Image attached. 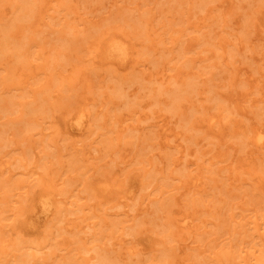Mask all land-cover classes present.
<instances>
[{
    "label": "rangeland",
    "instance_id": "obj_1",
    "mask_svg": "<svg viewBox=\"0 0 264 264\" xmlns=\"http://www.w3.org/2000/svg\"><path fill=\"white\" fill-rule=\"evenodd\" d=\"M14 1H16L17 4H23L24 3L23 0L22 1H20V0H1L0 1V5H1L0 10H2L4 8L3 4L7 3V5H8V6L6 5L7 10L5 11V13H8L7 19L8 18L9 19L8 20L5 19L6 20L5 22L8 26L12 22L10 19H12L14 16H16L15 18L18 17L17 18L18 20L20 19L19 21L17 20L18 25L16 24L13 27L11 26L12 27L11 30H10V27L6 26L9 28V29L7 28L6 31L7 32L10 31V33H12L16 30H20V31L22 30L23 33L25 32V37H24L25 39L22 38L24 35L23 34L22 36L20 35V37H19L20 39L18 38L16 41H18V40L22 41L23 39L26 41V40H28L27 39L28 35L29 36L31 35L32 38H35L34 42L37 41L36 43H39L40 45L37 47H34V48L32 47L28 51H25L26 53L24 52L25 54L23 53L21 55V57H18L17 53H19L20 51L16 50L15 48H13L14 50L9 49V50H5V51H1V53H0V93H1L0 95L2 96L1 97L2 100L4 98H6L3 100L4 102L2 104L5 105L4 103H6L7 105H10L9 106L10 112H6V109L3 107H1V109H0V128L9 129V131L6 133V137H5L7 139L0 142L3 144L4 142L7 141L6 142L7 144L4 143V145H2L3 147L0 146V264H15V263H18L17 262L18 259L23 260V261L31 260L29 264H41V263H44V264L45 263L46 264H105L104 260L99 259L100 253L101 254H108L109 253L110 255L114 254L115 256L126 254V255H124V257L122 255V257H123L125 262H130L131 260H130V258H127V255H128V252L131 253V248L133 246L136 247L137 249L142 248L143 250H147V249L150 250L151 248L155 247V251H154L155 254H159L161 252L160 249L165 248V247L171 248L170 251L168 250V252H172V253L175 252V254L176 253L180 254V252H181V254H185V252L186 253L187 252L193 253L194 251H196L195 249H192L193 247L197 248V250L203 251V253H202L203 257L200 260L199 259L197 260L196 257L193 258V256H192L188 260L189 264H191V263L192 264H254L255 262H259L263 256L262 250L264 248V244H263L264 239H262L263 237H258L257 229L264 222V189L260 191L258 188H256L257 185H256L254 180H257L258 176L263 177L262 175H264L263 173H262V175L260 174L262 172V169L264 172V149H261L260 150L261 152L258 151V153L256 155H253L252 160H255V161H252L250 159L251 157L246 153L247 148L249 146L246 144H244V145H246V147L244 145H242V146L240 145V144L244 143V141L241 142V140H242L241 138H238V137H240V135H238V133L242 129L240 127H239L240 129L236 128V127H237L238 123L239 124L244 123L243 124L244 126L249 127L250 124L258 123L261 121L264 122V103L261 102L259 104L258 101L255 102L254 105H249L247 103V104H245V107L240 106V109H241L240 114H234V115L229 114V116L227 117L228 119H226L227 122L225 121L224 126L218 127L219 129H222V130L225 129V131H224L225 134H223L224 137L222 136L221 138H215L213 136H205L206 135L205 132L208 131V127L203 128L204 130H202V131H204V132L200 131L198 133H197L198 127L196 129L195 128L192 129L190 127H191V124L192 125L194 123L196 124V121H197L196 126H198L199 122L201 121L199 119L203 118L204 113H205V111H204L205 108H202L201 106H205V104H207L205 100L209 99V97L212 95V93H211L212 91H210V90H212V88L213 89L216 88V90H217L218 86L215 84H224L225 82H228V79H227V81H224V80H226V77L228 78L229 76H231L230 74H250V75L256 76L257 79L258 78L261 79V75L264 74V63H263L264 62V40L263 39L259 40L256 38L258 33L262 34V36L264 37V20L262 17L261 18L259 17L257 21H253V20L249 21L248 16H247V14H249V13L250 14L254 13V16H256V15L258 16L259 14L262 15V13H264V7H263L264 0H240V1L235 0L237 2V5L235 6L236 9L232 8V9H229V11H228V12H231L233 10L232 12L236 13V11H237V13L242 14L243 18L242 17L238 18V21L240 20L239 21L240 23L238 22V24L239 25L242 24V26H244L243 31L245 34L244 33H242V34L238 33L236 36H234V37H239L240 39L242 38L241 39L242 42L239 43L240 39H238L237 40L238 42H237L235 39H233L234 37H232V41L234 43H236L238 49L240 47L239 50H241V47L243 48L247 45L245 43L247 36H248V38L250 37L252 39V42L250 45H253L255 47V50L251 51L249 54L253 55V53L254 54L258 53L257 55H258V57H260V59L258 57L256 58V59H258V62H255V63L249 62L250 60H244V58H242L241 55L240 56L237 54L232 55V52L226 54V56L224 55L225 56L224 57L221 55V52H222L221 50H219V52H217L218 49L215 47V45L207 44L206 47L207 48L209 47V49H207L204 45L203 46L200 45L199 47L194 46V43H196V42L194 41V39L192 40L190 38L196 36V34H198V32H196V31L191 32L190 30H185V29H187L186 28L187 25L186 24H179V22L181 21L180 18L182 17V14L180 13L179 10L181 8L184 9V7H186L188 5L182 6V7H180V6L176 7L178 9V11H176V13H177L176 15H173V14L170 15V13L167 12L166 14H164L165 16H163V15H161V12L159 9L161 7L164 8L163 7L164 5H165V7H167L168 5H166L164 3H166L168 0H158V1L157 0H152V1L151 0H125V1L124 0H53V1L51 0L50 1L49 0L48 2L46 0V1H43L42 5L40 4V6L45 5V7H47V9H45L44 6H43V8L38 6V4L41 2H37L36 5L32 4L33 7L35 5L36 8H38V9L40 8L39 11L36 12V14L40 13L41 16L43 14V18H44L41 20L40 23H36L35 19L36 18L39 19L38 17H36V18L35 17L34 18H23V15L25 14L26 9H19L15 15L12 14L11 12L14 9L9 8V7H11L10 5ZM141 1H142V3H141ZM171 1H169L167 3L169 4ZM44 2H46V3H44ZM259 2H260V4H258ZM61 3H64V4L62 5ZM157 3H159V4H157ZM46 4L50 5L52 8L49 10L48 9L49 6H47ZM73 4H75L74 5L75 8H74ZM112 4H113V6H112ZM228 4H229V2H226V5H228ZM139 5H143V7L145 9L141 6L139 7ZM156 5H159V6H156ZM170 5H171V3H170ZM119 7H120V9H119ZM126 7L133 8L134 11H132L131 13H127V12H129V9H127ZM147 7H148V9H147ZM194 7H195V9H194L195 13H192V15L193 14L194 15L190 16L191 17L190 22L193 23V22H200V21L204 20L203 17L206 14V11L200 10L197 6H194ZM208 7L211 8L212 6L209 5ZM141 8H143V10ZM176 8H175V10H177ZM188 8H189V6H188ZM258 9L259 10L263 9L262 13L261 12H259V14H258V12L255 13V11H258ZM56 10H59V12ZM121 10H122V12H121ZM146 10H149L151 12V15L150 14L146 15L148 13L145 12L146 14H145V16H143L144 11H146ZM223 10L224 9L222 8V12H223ZM21 11H23V13ZM110 11H113V12L111 13ZM117 11H120L119 14L116 13ZM209 11H211V13L214 14L212 16H215V17H211L210 18L211 20L213 18H215V20L217 18H219L218 17L219 12H217V10L216 11L213 10L214 11L213 12L212 9H210ZM226 11L227 10L225 7V10L223 12V13H225V15H227ZM20 12H21V14H20ZM47 12H49L48 13L49 16L46 15ZM115 13L117 15H121L122 18L118 19L117 15ZM135 13L136 14L138 13L137 14L138 16L135 15ZM211 13L209 14L210 16H211ZM131 14L134 15L135 18H133V16ZM59 15H61V16H59ZM127 15H128V17H130V19L127 17ZM50 16H54V17L58 16L59 18L60 17L61 18H60V20H58V17H57V19H56L57 21L55 20V25H54V22L52 23V20H50ZM123 16L126 19H123ZM172 16L174 19H172ZM21 17H22V19H21ZM78 17L81 20H79ZM136 17L139 18L140 21ZM140 17L141 18L143 17L142 20L150 17L149 20H151V21L147 22L145 25H143V23H140L142 21L140 19ZM169 19H171V20H169ZM43 20L50 23L52 26L50 27L49 25H46V23L43 22ZM136 20H137L138 24H136L137 23ZM58 21H60V24L57 25L56 22H58ZM126 21L129 22V24H127ZM130 21H131V23H130ZM169 21L173 22V24H171ZM175 21H178V23H175ZM227 21H228V23L232 22V20L229 19V17L225 18V16H224V17H222V21H220V23L226 24ZM13 22H16V21H13ZM218 22H219V20H218ZM253 22H256L258 27H260V30H258L259 28ZM33 23H35L34 26L32 25ZM69 23L71 25L74 24L73 26H75L74 27L75 29H71L70 34L64 33L65 31H67V28H68L64 24L68 25ZM132 23L134 25L135 24L136 25L135 26L131 25ZM164 23H165V25H164ZM216 24L218 25V23H216V22L213 25V27L215 29L214 33L215 32L216 33L221 32V29L223 30V28H222L223 26L222 25L217 26ZM31 25L33 27H31ZM36 25H37V27H36ZM149 25H150V27H149ZM246 26H248V27H246ZM6 27H5V29H6ZM58 27H60V29ZM147 27H148L149 31H148ZM53 28H55V29L57 28V30H55ZM82 28H84V29H82ZM151 28L153 29L152 30L153 33H151L152 32ZM155 28H156V30H155ZM170 29H172V30H170ZM175 29H176V31L177 30H183L182 33L184 32L183 37H181L182 38L181 41L179 40L180 46H177L178 43H174L175 39L177 40V38H178V37L175 38L176 37L175 35H177L175 33ZM248 29H249V32H248ZM228 30H229V28H228ZM230 30H231V28H230ZM173 31H174V33H173ZM204 31H205V29H204ZM261 31H262V33H261ZM36 32H38V33H36ZM147 32H150L151 36L149 35V38L147 36V38L145 39V35ZM63 33L65 34V37L63 36V39L61 38L58 40L57 37L58 36L62 37V35H64ZM112 33L114 35H117L120 33H121L120 35H122V33H123L126 37L128 36V38L132 42L135 43L134 46L137 47V51L131 55V57L128 59V61L122 62L121 60H117V61L108 60L104 56L105 54L102 51V49H103L102 47H103L104 43L106 42V38H107L106 36H108L109 34L112 35ZM182 33H179L178 36ZM0 34H3V33H0ZM57 34H59V35H57ZM154 34L156 36L158 34V36L156 37V36H154ZM171 35H174V37L171 38L170 37ZM2 36L0 35L1 41H3V39H4ZM82 36H84V37H82ZM102 36H104L105 39ZM230 37L231 36H229V38ZM42 39H44V40H42ZM45 39H46V41H45ZM154 39L156 40V42L158 40L160 41V39L161 40L166 39V40L165 41L163 40L164 43H161L159 45L157 51L156 50L151 51L150 53L149 52L148 53L142 52L143 51L142 45L150 44L153 42ZM172 39H174V40H172ZM253 39H256V40H253ZM66 40L69 41L68 43H66L67 45H64V47L61 46V43L63 41H66ZM150 40H151V42H150ZM163 41H161V42H163ZM46 42H47V45H46ZM238 43H239V45H238ZM163 44L166 47H169V49L175 48V46H176V48L173 50L171 49V51L168 50V48H167V50L166 49L162 50V49H160V47L163 46ZM187 44H190L191 47L190 46L186 47ZM173 45H174V47H173ZM66 46H67V48H66ZM141 46H142V48H141ZM0 47H1V45H0ZM53 47L59 48V49L57 48L58 49V50H56L57 52L53 49L56 53L53 50H51ZM185 48H187L188 50L190 49V52H188L187 54H182L184 51H186ZM32 49H33V51H32ZM210 49H212V50H210ZM0 50H4V49H0ZM243 50H244V48H243ZM167 51H168V53H167ZM33 52H35V53H33ZM58 52H59V54H58ZM212 52H216L217 54L216 53L212 54ZM60 53L65 54V55L63 56ZM141 53H144V54H141ZM199 53H200V55L198 56ZM190 56H193V57L191 58ZM206 56L209 59H206L207 58ZM219 56H221V57H219ZM158 57H160V58H158ZM215 57H216V59H215ZM247 59H248V57H247ZM56 64H57V66H56ZM155 70H157V71H155ZM55 74L56 75L61 74V76H63V74H64L67 77L66 78L67 83L65 82V86H63V85L61 86V84H60V86H58L59 84L54 85L53 86L54 88L53 87L50 88V90H49L50 93L48 91H46V93L43 94L44 96L49 98V102H46L45 107H43L44 110L40 114L32 113L31 111H29L28 114L21 116L22 113L20 110L23 109L22 105H19L17 107V108H19V110L14 112V109L16 108V106L11 105L10 101H8V103H7V99L9 100L11 98L14 99V101L20 102V103L28 102L27 100L31 101L32 99L35 98V96L37 98H39L38 93H36L35 95L30 93L29 96H27V97H26V95L24 96V94L26 93V91H29V90L34 89V91H36V89H39V88L43 89L44 86H46L44 83L45 78L53 75L52 76V79H53L56 76ZM172 74H174V75H172ZM178 74H179V76H178ZM180 74H181V76H180ZM194 74H197V75L200 74V77H202V78H200V77L199 78L201 80L204 77L209 78L207 76L210 75L211 79H209V80L212 84L209 82L210 83L209 85L205 83V87L202 86L204 84H202V81L198 77H196V78L199 79L200 81L196 80ZM163 75H165V78ZM212 75H214V76H212ZM61 76H60V78H61ZM72 76L74 77V80L78 81L80 79V81H81V82L78 81L79 83L75 81L74 83L75 84L77 83L76 85L73 83V81L71 82L75 85V87L77 86V88H75L71 83H70V85L68 83L73 79V78H71ZM116 76H118V77H116ZM137 76L139 78H137ZM157 76H158V78H157ZM190 76L194 77V79L192 80V78H190ZM75 77H76V79H75ZM84 77H86V79H88V77H89V81L86 82V79ZM113 77H114V79H113ZM126 77H127V79L130 77L129 80H127V82H133L132 87L129 88L130 91H135V90L136 91H138V90L142 91V92L139 91L137 93V95L134 96V99H131V101L129 103H127V106H132L134 104V106H135L134 108L143 109L142 107H140L137 104V103H139L137 101L138 100L142 101L143 99H144V101H145V99L147 101L148 97L150 98L151 94L154 96V94L156 95V93H157V95H156L157 98L151 97L148 101H153V102L159 103V100H160V104H161L163 102V99L164 100H167V99L171 100V97H173L175 95L172 94L171 97H169L168 95H166L164 93L162 94L160 91L165 90L166 86L162 85L161 82L167 81L166 85L168 84V88L173 89V87H174V85H173L174 81L173 80L175 79V77L176 78L181 77L180 79L185 78V79H183V83L178 88V91L181 90L180 92H182L181 98H179L175 102V103H178V101L180 100L182 103L179 102L180 106H176L177 108H175V109L173 107H168L169 109L166 107L162 110H159V106H161V105L164 106L163 103L161 105H157V106L153 105L150 109L144 108L145 109L144 111L149 112V114L153 118L151 117L146 122H141L140 123L141 126L139 125V127L141 129L140 131L131 132L128 129V124H131L133 126L138 125V122L135 121L134 119H130L126 123H123V120H124V117H122L123 113L126 109H128V108H125L124 105H122L120 108H114V109H112V111L109 110V112L107 113L108 116L106 118L102 116L101 119L98 120L96 123H99V125H101V126H103V125L105 126L104 123H106L107 127L105 126V128H102L101 126H98L97 132L94 133L93 136L88 138V139H86V137H84L82 135V132L79 134V132L76 131L75 135H70L71 130H69V129L67 130L66 128L63 129V127H65V125H64L65 122L63 121L64 115L69 114V112L71 113L73 108L74 109L72 112L76 111L77 108L80 107L84 103V100H87L86 99L87 96L89 97L88 98L89 101L91 99L90 102L97 101L99 104H102L101 106L103 108L101 106H96V107H94L95 109L93 108L95 111H96V108H97V111L103 109V111H105V113H106L108 106H106V105L103 106L104 102L108 98L115 96V95H112L111 89L109 88V86L110 85L111 86L116 85L114 81L122 82ZM245 78L246 77L241 76V78L238 81L244 80ZM68 79H70V80L68 81ZM147 79L148 80L150 79V80L148 81ZM159 79H161V81ZM189 79H191L193 81L192 85H189L190 83L186 82V81L190 82L191 80H189ZM260 79H258V80H260ZM61 80H62V78H61ZM162 80H164V81H162ZM203 80L207 81V79H205V78ZM46 81H47V78H46ZM82 81H85V82H82ZM137 81L138 82L140 81V82L138 83ZM208 81H207V83H208ZM241 82L242 81H240L238 83V85ZM82 84H83V86H82ZM87 84L92 85L89 90H86V88H85V86ZM102 85H103V87H102ZM107 85H109V86L107 87ZM210 85L211 86L213 85V86L211 87ZM225 85L229 86L226 83H225ZM238 85L236 87L237 89H235V88L231 89L230 87H227V86L225 88L221 87L219 89L221 91L225 90L224 92H226V93L237 94V96L234 95L233 97H235V96L240 97L239 95L242 96L240 91H242L245 88H242V86H241V85H243V83H241V85H240L241 87H239ZM70 86L77 89V91H74L75 89L72 90L70 88ZM257 86H259V84H257ZM5 87H7V89L10 87V88H13L14 90L13 89H9L11 91H9L7 89L3 90V88H5ZM15 87H16V90H15ZM151 87H152V89H151ZM184 87H186L185 88L186 90L184 89ZM198 87L201 89V90H199L200 93L198 92ZM209 87H210V89H208ZM192 88L194 91L192 90ZM155 89L158 91H154ZM203 89H204V91H203ZM5 90H7L6 93H8V92L9 93L8 94L4 93L3 91H5ZM104 90H106L107 92ZM150 90L151 91L153 90V91L151 92ZM190 90H192L193 92H191ZM206 90H208V91H206ZM103 92L106 94H102ZM237 92H239L240 94H238ZM139 93H140V95H139ZM143 93L144 94L146 93L144 98H143V96H144ZM185 93H186V95L184 96L183 94H185ZM210 93H211V95H210ZM147 94H148V96H147ZM195 96H196V98H195ZM188 97L190 99L189 101H188ZM158 98H160V99L157 101ZM125 99H127V98L126 97H116V100L122 104L125 101ZM154 99H156V100H154ZM256 99H259V97H256ZM203 100L205 101V103ZM214 101L216 103L222 102V100H219V99L217 101L216 100H214ZM214 101L209 99L208 105L211 106L214 103ZM187 102H189V105H188L189 108L187 107V104H188ZM191 103H194V105ZM200 103H202L201 106H200ZM216 103H214V105ZM130 104H132V105H130ZM190 104L193 106L196 105L197 108L199 107V109H197L196 106L195 107L190 106ZM224 104L227 105L226 103H224ZM256 104H257V106H256ZM35 105L36 104H33V106H35ZM109 105L112 106L113 105L112 102H111V104L109 103ZM220 105H218V106H220ZM24 108H26V107H24ZM176 109H178L179 111ZM195 109H197L198 111H195L194 117H189L192 119V120H190V123H187L186 125L183 124V126H184L183 128H182V125L179 127V125L182 123V122L180 123V121H184V123H185V121L187 120L186 118L183 119V117L186 115L185 117L188 118V116H190L191 111H194ZM201 109H203V110L201 111ZM216 109L217 108H214V110L212 109L211 111L215 112V111H217ZM25 110L27 111V109H25ZM156 110H158V111H156ZM248 110H251V111H248ZM180 111H182L183 113H179ZM176 112H178V113H176ZM201 112L202 113L204 112V113L202 114ZM259 112H261V113H259ZM117 113L119 115L121 114V117L119 115H117ZM140 114H141V112H138L135 116L139 117ZM152 114L155 116H153ZM161 114H164V120L163 121H160L159 120L160 118H156V115L160 117ZM187 114H189V115H187ZM201 114H202V116H201ZM182 115H183V117H180ZM230 115L232 116V118L230 117ZM242 115H243V117H242ZM249 115H250L251 119L249 118ZM20 116L22 118L24 117L22 119V121L20 120V122H18V123L12 122L16 118H19ZM199 116H201V118H199ZM195 117H197V118L195 119ZM117 118L120 120L119 122H117V120H116ZM236 118H237V120H236ZM230 119H231V121L233 120L234 122L232 121L233 122L232 123L230 121V123H229L228 120H230ZM10 120H11L10 123L5 124L6 122H9ZM27 120H32V121L34 120L35 122L37 121L40 123V125L35 127V128H32V127L30 128V126H29L30 124L27 122ZM251 121H252V123H251ZM163 122H169L168 125L173 126L179 132L184 133L185 131H187L186 132L187 134L192 133V135L188 134L189 136L194 137V138L192 137L190 141L188 140L190 143L188 141L187 142L183 141L184 142L183 144L185 145L186 150H191V149H187L188 146L196 149L198 146L196 147V145H197L196 143L194 145L195 138H198V137L202 138L203 137L204 140H202L201 145H204V146H200L198 148L199 154H198V151L196 150L193 155H189L187 157V160H185V157L184 158L181 157V155H183V154L181 152L177 151V149H181V148H184V150H185V147H183V146H178V148L174 147L176 145L175 141L174 142L172 141L168 148L161 147V145H158V148H154L153 145H155L156 143L158 144L161 140L160 138H157L158 132L161 131L159 129V127H157V126L159 124H163ZM204 122H206V121H204ZM155 123H157V124H155ZM231 124H232V127L233 126H235V127H233V128L229 127L231 129V131H230L227 128H228V126H231ZM225 125H226V127H225ZM142 127H144V129H142ZM60 128H62V129H60ZM233 129L236 130V132H234ZM98 131H100V132H98ZM101 131L104 134H108V135H104ZM227 131L228 132L230 131V132L228 133ZM61 133H62V136H61ZM101 133H102V135H101ZM118 133H119V135H117ZM133 133H135V134H133ZM227 133H228V136H226ZM57 134L59 136H57ZM135 135H137L138 137L141 136V138H140L141 140L139 138H137V136H135ZM116 136L118 138H120L119 142L116 141ZM65 137L66 138L68 137V138L65 140H62V138H65ZM100 137H103L106 140V142H105L106 144L99 141ZM112 137H114L113 140H112ZM206 137H207V139H206ZM232 137H233V139H232ZM178 138H180V136ZM75 139L81 140L78 143V144H80L78 146V148L81 147V145H84V146L86 145L85 146L86 149H89L88 145H90V144L98 145L100 147L101 151L100 152H97V151L93 152L92 157H93V155L94 156L97 155L96 157L101 156V158H95V159L92 158L93 160L90 158L89 162L85 161V159H84L85 155L83 153L84 151H80V153H79V150L76 151L75 148H72L73 147L72 143L76 141ZM218 140H221V142H219ZM226 140H227V142H226ZM107 141L109 142V144H107ZM121 141H123V142L121 143ZM209 141H211V143ZM224 141L226 144H223ZM55 142L59 143V146H57L59 151H57L56 148H54L52 146V144H54ZM112 142H114L115 145ZM217 142H218V144H217ZM239 142H240V144H239ZM50 143H51V146H49ZM219 143H222L223 145L219 144ZM103 144H104V146H103ZM238 144H239V146H238ZM218 145H219V147H218ZM211 146L212 147L214 146L215 150ZM223 146H225V147H223ZM236 146H237V148H236ZM209 147H211V148H209ZM220 147L225 152L220 150L221 149ZM232 147H235L236 149H233ZM110 148L111 149L113 148V149L109 152ZM60 149L62 152L60 151ZM217 149H219L221 152H219V150L216 151ZM228 150H229V155L227 154ZM203 151H205V152L206 151H211V152L213 151V152L212 153L208 152L207 153L208 155L204 156V159H203L204 161L202 160L204 162V165H207V166H204V168L198 172H196V171L193 172L194 174H191L192 176L187 175V177L183 176L181 178L180 172L177 173L176 171H174L173 175L180 177V179L172 181L171 179H165L163 177L164 174H167L166 172L157 174V172L155 170V168L158 167V168H161L162 170L166 171L167 169H164L165 168L164 166L166 165V163H168L170 161L172 162V160L176 159V158L177 159L180 158L177 161H179V162L184 161V164L188 165V163L195 161L196 160L195 158H197L198 155H201V152H203ZM63 152H64V154H62ZM121 152H123V153H121ZM218 152L220 154H217L218 157H216L215 160H217V158H220V156H223V157L225 156L224 158H227V160L219 162L218 164L214 165V167L212 168L211 165L208 163V161H205V160H207L210 157V155L212 156L214 153H218ZM261 153H263V154H261ZM257 155H259L261 158V159L259 158V161L257 158L254 159V157H256ZM169 156H171V157H169ZM237 156H238V158H237ZM246 156H248L249 158H247ZM59 157H60V159L58 160ZM223 157L220 159L223 160ZM15 158L18 159L17 161L19 163L16 161ZM22 158H23V160H22ZM170 158L172 160H170ZM233 158H235V159H233ZM245 159H247V160H245ZM262 159H263V163L261 164ZM164 160H166L165 163H163ZM6 161L8 162V164ZM202 161L199 160L198 162L202 163ZM149 162L151 164H149ZM240 162H241V164H240ZM245 162H247V163L253 162L251 164L252 166L250 167V169H248L251 174L247 173L249 171H247L245 173V171L247 170V169L243 168V166H245L247 164ZM9 163H10V165H9ZM87 163H90V164H87ZM60 164H63V165L61 166ZM84 164L87 166H85ZM1 165H4L3 169L1 168L2 167ZM88 165L91 167V169H89L90 167ZM225 165H228V167L231 165L230 167L232 169L238 168L239 171L236 173H232V175L233 176H234V174H235V176L239 175L238 177H235V176L234 177L235 178H241L242 177L240 181L242 182V180H243L245 183L242 184L240 182H236V184L237 183H239V184H238L237 188H235L233 191L235 194V197L231 198L228 194L227 195L221 194L222 196L221 195L220 196L223 199L227 200V201H222V203H221V202H219V199H218L219 195L216 193L214 194L212 192L213 190L210 189V187H211V185L212 186L214 185L212 183L213 182L215 183L216 179H217L216 182L218 181L220 183H223V180H224L223 178H225V179L227 178V180L229 178H234L229 173L230 171L226 169L227 166H225ZM180 166H181V168L183 167L182 164H180L179 167ZM195 166L196 165L190 166L189 168H187V170H185V173H188L189 171H191V169H195L197 167V166L196 167ZM6 167H7V169H6ZM174 167H175V165L171 166V168L167 171L169 173H172V169ZM206 167H210L211 169H216L217 171L215 170L213 172L214 174H212V172L210 170H209V172H207L208 169ZM147 170L150 173H147V176L145 178L142 177V175H144ZM199 172H202L203 174H205L204 176L207 177V179H208V180H206V178L204 179L207 181L206 189L209 190V191H207V194L205 193V195L206 196L208 194L211 195V197L208 196V198H205V196H201V195L196 194L195 198H197V195L200 197L199 199H197V201L200 204L196 201V199H194V195H192V194L189 195L187 193L186 188H184L183 186L180 188V186L182 185L181 184L182 182L184 183V182H186V180H187V182L190 180L192 181L193 175H195L196 173H199ZM113 173H117V174H115V176L118 177V181H120V182H121V180L122 181L126 180L127 175H129V177H127L128 180H131L130 178L134 177L136 174H141V179L144 183L146 181H147V183L150 182V185L147 188H145L146 190L142 189V191L141 190L138 191V196L139 195L142 196L140 199H142V200L145 199L144 200L145 202L143 201V203H142V200L139 199L140 202L138 201L139 203H137V205L134 207L135 208L134 210H131L129 206H126V207L119 206V207L112 208L111 206H113L115 204L116 199L113 201H109V202L99 203L98 201L101 200L99 195L102 194V192L99 190V187L97 188L98 182H100L101 181L100 179L105 177V175L113 176L114 175ZM253 173L256 176H254ZM168 174L166 176H168ZM225 174H230V175L228 177H226ZM221 175L222 176L224 175L222 179L220 178ZM208 177H211V178L215 177V178H213L214 181L212 182ZM247 181H249V182L251 181L253 183L246 184ZM113 182H116V181H113ZM125 182L129 183L130 181L129 182L125 181ZM138 182H140V181H138ZM224 182H225V180H224ZM228 182H226V184ZM45 183L47 185H45ZM51 183H53V185ZM56 183H58V185H56ZM17 185H19V186H17ZM48 185H49V187L51 186L50 189H52V188L54 189L53 186H55V189L57 190L59 187V189L61 188V190L63 192L62 194H59L58 196H56L58 200L62 199L60 201L65 200L64 202H61L62 203L61 206L63 208L65 207L64 211H63V213L60 212L58 214V217L59 218L62 217L63 221L59 222V220H57V219L55 220L56 224L52 227V231H53V234L56 235V237L53 239H50V240L47 239V242L53 243V246H50V247L44 249V252H36L33 249H28L29 243H27V242L19 243V242L22 239H34L36 237L38 238L41 236L40 228L43 227V225H41V224H44V221L46 220V217L44 215H41L42 219L40 217L39 222L37 220L38 223L36 222V224L38 225V227L36 225H34L35 227L34 226L28 227L27 223H28V219H30L32 217V215H31L32 203L34 202L36 196H38L39 192L41 193V191H42V189L40 187H42L43 190H44V188H45V190H47L49 188V187H47ZM22 186H24V187L20 188ZM225 186L228 187L227 185H225ZM86 187L88 189L89 188L90 189L88 190ZM39 188L41 189V191L38 192V190H40ZM157 188H158V190H157ZM66 189H70L72 191L65 192ZM57 191H59V190H57ZM163 191H164V193H163ZM231 194H232V192H231ZM236 194H238V196H236ZM68 195H72V196L70 198H68L67 197ZM145 195L149 196V197H145ZM179 197H180V199H179ZM209 198H211V202L210 201L208 202ZM212 198H214V199L217 198V199H216V201L214 199L212 201ZM193 199H194V201H193ZM200 199H203V200H200ZM205 199H207V200H205ZM151 200H156L157 203H155V205H154L152 202L150 203ZM177 200L178 201L180 200L181 202L180 201L179 202L181 204ZM66 202H70V203L68 204ZM71 202H73V204H71ZM128 202L132 203V200H128ZM182 202L183 203L185 202L186 204L185 203L183 204ZM193 202H195L196 208H198V207L201 208V210H200V208H198V212H199V210H200V212H202V214L199 215L200 216L199 220L197 219L196 222L197 223H203L206 220V222L209 221L211 223V221H212L215 224L211 223V225L206 226V228H201L200 230L197 231L198 233H202L203 236L202 235H193V234L187 235V240L185 241V243L181 242V238L183 236L179 232L178 233L176 232V234L174 236L175 237L174 240L169 239L170 238V236L168 237L169 232H166V231L161 232V229L164 230V226H162V225L165 224L167 222V220H169L168 218H170V217H168V216H174L178 211L179 212L180 211H186V210L191 211L190 209L192 208ZM205 202L207 204L212 203L210 206L214 205V206H212V208H213V212L216 211L215 214H212V213L207 214L205 212L206 206H207ZM225 202H227V203H225ZM84 204L86 205V209L84 211L79 210L78 206L84 205ZM178 204H180L182 207L180 206V208H178L179 207ZM216 204H218V205L216 206ZM183 205H185V206H183ZM66 206H67V209H66ZM89 206H90V208H89ZM141 207L142 208L144 207V210H145V208L148 207L149 208V210H147L148 212L145 211L144 213H142V211L140 209ZM156 207H160V208H158L160 211L155 210ZM162 207H163V210H162ZM71 208H73V209L76 208V210L74 209L73 211H70ZM101 208H103V209H101ZM214 208H215V210H214ZM126 211H128V214H129L128 216H127V214L126 215L124 214ZM95 213H96V216H94ZM158 215H160V216H158ZM155 216H158V217L156 218ZM87 217H89V218H87ZM141 217H143V218H141ZM104 219H106L110 222H112V220H115V222L116 221H118V222L115 224L113 223L111 228L105 229L104 231H102L97 236V238H100L101 240H97L94 243L93 242L90 243V240L93 237V229H90V226L94 225L95 222H101ZM124 219L125 220L130 219V220L125 222ZM154 219H157V220L154 221ZM144 220H145V223H143ZM141 221H142V223H141ZM89 223L91 224L90 226H89ZM157 223L158 224L163 223V224L160 226H156ZM68 224L71 226H68ZM116 224H117V226H116ZM76 225H79L78 227L80 228V230L82 232L79 231L78 227L76 228ZM131 225H134V227H132ZM66 228L67 229L69 228V229L67 230ZM102 229H104V228H102ZM17 236H19L20 238H17ZM149 236L152 237V239H153L152 241H150V240L148 241V239L146 241L145 238H147ZM13 239H16V240H13ZM160 239H162L164 241L166 240V242H167L166 246H164L163 244H157L156 243V241H158ZM3 240H7L8 245L6 247L3 246L5 244L3 242ZM9 242L13 245L10 246ZM121 243H123V244H121ZM54 244H57L58 247H56ZM188 245H189V247H191L190 249L187 247ZM91 246H95L94 249H92L91 251H87V247H91ZM181 246L182 247L185 246V247L182 248ZM145 247H146V249H145ZM136 248H134V249L136 250ZM134 249H132V250L134 251ZM31 253H34L35 255H33ZM227 254H228V256H226ZM173 255L174 254H172V256H170L168 258V260H170L172 262V264H180L179 262L175 261L176 256L175 255L173 256ZM34 256H36V257H34ZM91 257H93L92 260H91ZM94 257H95V259H94ZM253 257H257V258L255 260H253L252 259ZM134 258L138 259V256H135ZM135 264H162V263L157 262V261H153V260H146L145 262H142V260H138Z\"/></svg>",
    "mask_w": 264,
    "mask_h": 264
},
{
    "label": "bare ground",
    "instance_id": "obj_2",
    "mask_svg": "<svg viewBox=\"0 0 264 264\" xmlns=\"http://www.w3.org/2000/svg\"><path fill=\"white\" fill-rule=\"evenodd\" d=\"M1 1V0H0ZM20 1H22V0H20ZM24 1V3L23 4H17V2L16 1H14L13 3H11V7H9V8H13L14 10H12V14H16L17 13V11L19 10V9H26V12H25V14L23 15V18H36V17H38L39 19H35V22L36 23H40L41 22V20L42 19H44L43 18V14H42V16L40 15V13H38V14H36V12L37 11H39V9L38 8H36L35 7V5H36V3L37 2H41V3H39L38 4V6H40V4L42 5V2L43 1H46V0H23ZM49 0H47V2H48ZM51 1V0H50ZM53 1V0H52ZM125 1V0H124ZM152 1V0H151ZM158 1V0H157ZM169 1H171V0H168L167 2H169ZM238 1V0H237ZM240 1V0H239ZM9 2V1H8ZM148 2V1H147ZM146 2V3H147ZM166 2V1H165ZM164 3V4H166V5H168L167 7H165V5L163 6L164 8H160L159 10H160V12H161V15H163V16H165L164 14H166L167 12L168 13H170V15H176L177 13H176V11H178V9L176 8V7H178V6H180V7H182V6H186V5H188L189 6V8H188V6H186V7H184V9L183 8H179L180 10V13L182 14V17L180 18L181 19V21L179 22V24H186L187 25V29H185V30H190L191 32H193V31H196V32H198V34H196V36H194V37H192V38H190V39H194V41L196 42V43H194V46H200V45H204L205 47H206V45L207 44H211V45H215V47L218 49V51L217 52H219V50H221L222 52H221V55L222 56H226V54H228V53H230V52H232V55H241L242 56V58H244V60H250L249 62H251V63H255V62H258V59H256L257 57H258V53L257 54H254L253 53V55L252 54H249L251 51H254L255 50V47L253 46V45H250L251 44V42H252V39L249 37L248 38V36H247V38H246V41H245V43L248 45H246L245 47H243L244 48V50H243V48L241 47V50H239L240 49V47H239V49H238V47H237V45H236V43H234L233 41H232V37H234V36H236L238 33H240V34H242V33H244V31H243V29H244V26H242V24L241 25H239L238 24V22L240 21H238V18H240V17H242V14H240V13H237V11H236V13L235 12H232L231 10V12H228L229 11V9H236V5H237V2L235 1V0H172L170 3H171V5H170V3L168 4V3ZM226 2H229V4L228 5H226ZM246 2V1H245ZM44 3H46V2H44ZM43 3V4H44ZM130 3V2H129ZM141 3H142V1H141ZM140 3V4H141ZM144 3V2H143ZM150 3V2H149ZM195 3V4H194ZM240 3V2H239ZM256 3V2H255ZM32 4H35L34 5V7H33V5ZM49 4V3H48ZM62 5L64 4V3H61ZM92 4V3H91ZM128 4V3H127ZM148 4V3H147ZM157 4H159V3H157ZM190 4V5H189ZM242 4V3H241ZM258 4H260V2L258 3ZM4 5V8L2 9V10H0V33H3V34H0L4 39H3V41H1L0 40V45H1V47H0V49H4V50H0V53H1V51H5V50H9V49H13V48H15L16 50H19L20 52L19 53H17V55H18V57H21V55L25 52V51H28L30 48H34V47H37V46H39L40 44L39 43H36L37 41H35L34 42V39L35 38H32L31 37V35L29 36L28 35V40H24L25 38V32L23 33V31L21 32L20 30H16V31H14V32H12V33H10V31H6L7 30V28L8 27H10V30L12 29V27L14 26V25H18V23H17V18H15L16 16H14L12 19H10L12 22H11V24L8 26L7 24H6V20H8L7 19V14L8 13H5V11L7 10V7H6V5H7V3L6 4H3ZM47 5V4H46ZM75 4H73V6H74ZM105 5V4H104ZM108 5V4H107ZM120 5V4H119ZM146 5V4H145ZM161 5V4H160ZM163 5V4H162ZM209 5H211L212 7L211 8H209L208 6ZM240 5V4H239ZM1 6V5H0ZM8 6V5H7ZM44 7H45V5H43ZM43 6H40V7H42L43 8ZM47 6H49V10L52 8L50 5H47ZM112 6H113V4H112ZM143 7V5H139V7ZM156 6H159V5H156ZM194 6H197L200 10H202V11H206V14L204 15V20H202V21H200V22H190V19H191V15H192V13H195L194 12V9H195V7ZM245 6V5H244ZM78 7V6H77ZM104 7V6H103ZM121 7V6H120ZM120 7H119V9H120ZM130 7V6H129ZM129 7H126L127 9H129V12H127V13H131L132 11H134L133 10V8H129ZM137 7V6H136ZM225 7H226V14L227 15H225V13H223L224 12V10H225ZM246 7V6H245ZM263 7H264V5H263ZM74 8H75V6H74ZM122 8V7H121ZM144 8V7H143ZM143 8H141L142 10H143ZM159 8V7H158ZM157 8V9H158ZM175 8L177 9V10H175ZM186 8V9H185ZM209 8V9H208ZM222 8L224 9L223 10V12H222ZM251 8V7H250ZM254 8V7H253ZM45 9H47V7H45ZM44 9V10H45ZM86 9V8H85ZM135 9V8H134ZM145 9V8H144ZM147 9H148V7H147ZM171 9V10H170ZM193 9V10H192ZM197 9V8H196ZM210 9H212V11L213 10H217V12H219V18H217L216 20H215V18H213L212 20L210 19L211 17H215V16H212V15H214V14H212L211 13V11H209ZM63 10V9H62ZM117 10V9H116ZM123 10V9H122ZM122 10H121V12H122ZM141 10V11H142ZM56 11H58L59 12V10H56ZM139 11V10H138ZM262 11H263V9H261V10H259L258 9V11H255V13L256 12H258V14H259V12H261L262 13ZM22 13H23V11H21ZM21 12H20V14H21ZM43 12V11H42ZM45 12V11H44ZM111 13L113 12V11H110ZM115 12V11H114ZM119 12L120 11H117L116 13L117 14H119ZM145 12H147L148 14H146ZM159 12V13H160ZM214 12V11H213ZM216 12V13H217ZM36 15H35V14ZM49 12H47V14L46 15H48L49 16V14H48ZM75 13V12H74ZM115 13V14H116ZM211 13V16L209 15ZM247 13V12H246ZM245 13V14H246ZM60 14V13H59ZM62 14V13H61ZM80 14V13H79ZM116 14V15H117ZM138 14V13H137ZM136 13H135V15H137ZM144 14V15H143ZM142 15L143 16H145V14L146 15H151V12L149 11V10H146V11H144V13H143ZM124 15V14H123ZM132 15V14H131ZM141 15V16H142ZM194 15V14H193ZM192 15V16H193ZM218 15V14H217ZM21 16V15H20ZM47 16V17H48ZM59 16H61V15H59ZM126 16V15H125ZM133 16V18H135V16L134 15H132ZM138 16V15H137ZM225 16V18H227V17H229V19H231L232 20V22L231 23H228V21H227V23L226 24H223V23H220V21H222V17H224ZM247 16H248V20L249 21H251V20H253V21H257L258 20V18L260 17H262L263 18V20H264V13H262V15H256V16H254V13H249V14H247ZM58 17V16H57ZM57 17H54V16H50V20H52V23L54 22V25H55V20L57 19ZM63 17V16H62ZM109 17V16H108ZM127 17H128V15H127ZM147 17V16H146ZM190 17V18H189ZM46 18V17H45ZM61 18V17H60ZM60 18L58 17V20H60ZM65 18V17H64ZM79 18V17H78ZM117 18L118 19H121L122 18V16L121 15H117ZM129 19H130V17H128ZM127 18V19H128ZM137 18V17H136ZM143 18V17H142ZM142 18L140 17V19L142 20ZM149 18L150 17H148V18H145V19H143L140 23H143V25H145L147 22H150L151 20H149ZM163 18V17H162ZM189 18V19H188ZM243 18V17H242ZM6 19V20H5ZM21 19H22V17H21ZM123 19H126L124 16H123ZM138 20H139V18H137ZM172 19H174L173 18V16H172ZM20 20V19H19ZM18 20V21H19ZM63 20V19H62ZM79 20H81L80 18H79ZM84 20V19H83ZM155 20V19H154ZM169 20H171V19H169ZM218 20H219V22H218ZM227 20V19H226ZM13 21H16V22H13ZM57 21V20H56ZM85 21V20H84ZM122 21V20H121ZM125 21V20H124ZM134 21V20H133ZM132 21V22H133ZM140 21V20H139ZM247 21V20H246ZM10 22V21H9ZM33 22V21H32ZM43 22H45L46 23V25H49L50 27L52 26L50 23H48V22H46L45 20H43ZM65 22V21H64ZM79 22V21H78ZM127 22V21H126ZM136 22H137V20H136ZM162 22V21H161ZM171 24H173V22H171V21H169ZM218 23V25L217 26H223L222 28H223V30L221 29V32H215L214 33V27H213V25H214V23ZM224 22V21H223ZM259 22V21H258ZM29 23V22H28ZM63 23V22H62ZM71 23V22H70ZM69 23V24H70ZM97 23V22H96ZM125 23V22H124ZM130 23H131V21H130ZM134 23V22H133ZM131 24V25H134V24ZM175 23H178V21H175ZM240 23V22H239ZM253 23H255L256 24V22H253ZM24 24V23H23ZM56 24L58 25V24H60V21H58V22H56ZM67 25V24H64L65 26H67L68 28H67V31H65L64 33H71L70 31H71V29H75L74 27L75 26H73V25ZM126 24V23H125ZM127 24H129V22H127ZM136 24H138V22L136 23ZM135 24V25H136ZM247 24V23H246ZM28 25V24H27ZM33 26L35 25V23H33L32 24ZM31 25V27H33ZM41 25V24H40ZM45 25V26H46ZM63 25V26H64ZM77 25V24H76ZM96 25V24H95ZM94 25V26H95ZM134 25V26H135ZM164 25H165V23H164ZM257 25V24H256ZM6 26H8V27H6ZM12 26V27H11ZM93 26V27H94ZM127 26V25H126ZM160 26V25H159ZM172 26V25H171ZM5 27H6V29H5ZM36 27H37V25H36ZM146 27V26H145ZM149 27H150V25H149ZM162 27V26H161ZM246 27H248V26H246ZM257 27H258V25H257ZM59 29H60V27H58ZM66 28V27H65ZM64 28V29H65ZM228 28H229V30H228ZM230 28H231V30H230ZM254 28V27H253ZM256 28V27H255ZM259 29L258 30H260V27H258ZM9 29V28H8ZM30 29V28H29ZM36 29V28H35ZM53 29H55V28H53ZM52 29V30H53ZM58 29V30H59ZM82 29H84V28H82ZM147 29H148V27H147ZM162 29V28H161ZM204 29H205V31H204ZM38 30V29H37ZM55 30H57V28L55 29ZM62 30V29H61ZM60 30V31H61ZM80 30V29H79ZM153 29L151 28V31H152ZM155 30H156V28H155ZM170 30H172V29H170ZM246 30V29H245ZM251 30V29H250ZM255 30V29H254ZM257 30V29H256ZM28 31V30H27ZM44 31V30H43ZM148 31H149V29H148ZM150 31V32H151ZM182 31L183 30H177L176 31V29H175V33L177 34V35H175L176 37L175 38H177V40L175 39V42L174 43H178L177 44V46H180V42H179V40L181 41V37H183V35H184V32L182 33ZM29 32V31H28ZM35 32V31H34ZM45 32V31H44ZM150 32H147L146 33V35H145V39L147 38V36H148V38H149V35L151 34V33H153V31L150 33ZM163 32V31H162ZM248 32H249V29H248ZM257 32V31H256ZM255 32V33H256ZM27 33V32H26ZM33 33V32H32ZM36 33H38V32H36ZM54 33V32H53ZM56 33V32H55ZM63 33V34H64ZM137 33V32H136ZM171 33V32H170ZM173 33H174V31H173ZM179 33H182V34H180L179 36H178V34ZM195 33V32H194ZM261 33H262V31H261ZM24 34V35H23ZM35 34V33H34ZM68 34V35H69ZM77 34V33H76ZM117 34V33H116ZM121 34V33H120ZM120 34H117V35H114L113 33H112V35L111 34H107L108 36H106L107 38H106V42L104 43V45H103V49H102V51H103V53L105 54L104 56L106 57V59H108V60H115V61H117V60H121L122 62L123 61H128V59L131 57V55L132 54H134L136 51H137V47H135L134 45H135V43L134 42H132L129 38H128V36L126 37L123 33H122V35H120ZM134 34V33H133ZM172 34V33H171ZM239 34V35H240ZM245 34V33H244ZM250 34V33H249ZM257 34V33H256ZM255 34V35H256ZM20 35L22 36L23 35V37L22 38H24L22 41H16L19 37H20ZM27 35V34H26ZM57 35H59V34H57ZM61 35V34H60ZM137 35V34H136ZM140 35V34H139ZM35 36V35H34ZM63 36L65 37V34L64 35H62V37H60V36H58L57 37V39L59 40V39H63ZM151 36V35H150ZM154 36H156L155 34H154ZM157 36H158V34H157ZM156 36V37H157ZM229 36H231L230 38H229ZM27 37V36H26ZM41 37V36H40ZM68 37V36H67ZM82 37H84V36H82ZM102 37H104V36H102ZM171 38L172 37H174V35H171L170 36ZM42 38V37H41ZM137 38V37H136ZM161 38V37H160ZM257 39H263L264 40V37L262 36V34H260V33H258L257 34V37H256ZM11 39V40H10ZM20 39V38H19ZM104 39H105V37H104ZM139 39V38H138ZM162 39V38H161ZM160 39V41L158 40L157 42H156V40L154 39L153 40V42L152 43H150V44H144V45H142L143 46V48H142V46H141V48L143 49V51L142 52H146V53H150L151 51H157L158 50V47H159V45L161 44V43H164V41L166 40H161ZM233 39H235L236 41L238 40V39H240L239 37H234ZM242 39V38H241ZM240 39V41H239V43L240 42H242V40ZM42 40H44V39H42ZM57 40V41H58ZM76 40V39H75ZM86 40V39H85ZM172 40H174V39H172ZM189 40V39H188ZM215 42H214V41ZM234 40V41H235ZM253 40H256V39H253ZM45 41H46V39H45ZM62 41V40H61ZM67 41V42H66ZM66 41H63L62 43H61V46H63L64 47V45H67L66 43H68L69 41L68 40H66ZM146 41V40H145ZM161 41H163V42H161ZM232 41V42H231ZM41 42V41H40ZM56 42V41H55ZM150 42H151V40H150ZM172 42V41H171ZM238 42V41H237ZM78 43V42H77ZM182 43V42H181ZM239 43H238V45H239ZM12 44V45H11ZM43 44V43H42ZM45 44V43H44ZM46 45H47V42H46ZM175 45V44H174ZM174 45H173V47H174ZM182 45V44H181ZM45 46V45H44ZM191 47V45L190 44H187V46L186 47ZM244 46V45H243ZM259 46V45H258ZM262 46V45H261ZM76 47V46H75ZM162 47V48H161ZM160 47V49H162V50H167V48H168V50H170L171 51V49L173 50V49H175L176 48V46H175V48H171V49H169V47H166L164 44H163V46H161ZM263 47V46H262ZM40 48V47H39ZM58 48V47H57ZM56 47H53L51 50H58ZM66 48H67V46H66ZM73 48V47H72ZM207 48V47H206ZM69 49V48H68ZM192 49V48H191ZM207 49H209V47L207 48ZM216 49V50H217ZM261 49V48H260ZM14 50V49H13ZM41 50V49H40ZM46 50V49H45ZM53 50V51H54ZM178 50V49H177ZM185 50L186 51H182L183 53L182 54H187L188 52H190V49L188 50L187 48H185ZM188 50V51H187ZM204 50V49H203ZM202 50V51H203ZM206 50V49H205ZM210 50H212V49H210ZM32 51H33V49H32ZM31 51V52H32ZM42 51V50H41ZM44 51V50H43ZM54 51V52H55ZM197 51V50H196ZM8 52V51H7ZM45 52V51H44ZM57 52V51H56ZM55 52V53H56ZM207 52V51H206ZM210 52V51H209ZM26 53V52H25ZM24 53V54H25ZM33 53H35V52H33ZM54 53V54H55ZM144 53H141V54H144ZM159 53V52H158ZM167 53H168V51H167ZM211 53V52H210ZM214 53H216V52H212V54H214ZM9 54V53H8ZM38 54V53H37ZM58 54H59V52H58ZM57 54V55H58ZM60 54H62V53H60ZM165 54V53H164ZM217 54V53H216ZM28 55V54H27ZM63 56L65 55V54H62ZM163 55V54H162ZM172 55V54H171ZM200 55V53L198 54V56ZM38 56V55H37ZM46 56V55H45ZM61 56V55H60ZM183 56V55H182ZM224 56V57H225ZM260 56V55H259ZM11 57V56H10ZM49 57V56H48ZM47 57V58H48ZM140 57V56H139ZM191 58L193 57V56H190ZM207 57V56H206ZM219 57H221V56H219ZM218 57V58H219ZM247 57H248V59H247ZM26 58V57H25ZM29 58V57H28ZM46 58V57H45ZM134 58V57H133ZM132 58V59H133ZM158 58H160V57H158ZM165 58V57H164ZM259 59H260V57H258ZM263 58V57H262ZM27 59V58H26ZM44 59V58H43ZM155 59V58H154ZM167 59V58H166ZM206 59H209L208 57L206 58ZM215 59H216V57H215ZM39 60V59H38ZM198 60V59H197ZM62 63V62H61ZM161 63V62H160ZM264 63V62H263ZM227 64V63H226ZM258 64V63H257ZM52 65V64H51ZM62 65V64H61ZM56 66H57V64H56ZM229 66V65H228ZM248 66V65H247ZM178 67V66H177ZM243 67V66H242ZM177 69V68H176ZM230 69V68H229ZM155 71H157V70H155ZM235 72V71H234ZM56 75V74H55ZM118 75V74H117ZM155 75V74H154ZM172 75H174V74H172ZM189 75V74H188ZM187 75V76H188ZM192 75V74H191ZM231 76H229L228 78L226 77V80H224V81H227V79H228V82H225L226 84H228L229 86H227V85H225V83L224 84H215V85H217L218 86V88H217V90H216V86L214 87L215 89H213L212 88V90H210V91H212L211 93H212V95H211V93H210V97H209V99L210 100H212V101H214V100H222V102H215L214 101V103H216L215 105H214V103L211 105V106H209L208 104V102H209V99H207V100H205L206 101V103L207 104H205V106H201V104L203 103H200V106L202 107V108H205L204 109V111H205V113H204V116H203V118L202 119H199V118H201V116H202V114H201V116H199V120H201L200 122H199V124H198V126H196L197 125V121H196V124L194 123L193 125L191 124V127L190 128H197L198 127V129H197V133L198 132H204V131H202V130H204L203 128L204 127H208V131L207 132H205V136H213V137H215V138H221L222 136H223V134H225V129L224 130H222V129H219L218 127H222V126H224V123H225V121H226V119H228L227 117L229 116V114H240L241 113V109H240V106H242V107H245V104H249V105H254L255 104V102H257L258 101V103L260 104L261 102H263L264 103V74H262L261 75V79L260 78H258V79H260V80H258L257 78H256V76H254V75H250V74H230ZM250 75V76H249ZM53 76V75H52ZM52 76H50V77H46L47 78V81H46V78H45V85L46 86H44V88L43 89H36V91H34V89L33 90H29V91H26V93L24 94V96L26 95V97L27 96H29V94L30 93H32V94H36V93H38L39 94V98H37L36 96H35V98L34 99H32L31 101H29V100H27L28 102H24V103H20V102H16V101H14V99H7V103H8V101H10V103H11V105H15L16 106V108L14 109V112L15 111H18L19 110V108H17L19 105H22L23 106V109L22 110H20L21 111V116H23V115H25V114H28L29 113V111H31L32 113H38V114H40L41 112H43V107H45V104H46V102H49V98L48 97H46V96H44L43 94H45L46 93V91H48L49 92V90H50V88L51 87H53L54 85H58V86H60V84H61V86L63 85V86H65V82H66V76L63 74V76H61V74H58V75H56L53 79H52ZM60 76H61V78H62V80H61V78H60ZM141 76V75H140ZM164 76V78H165V75H163ZM178 76H179V74H178ZM180 76H181V74H180ZM194 76H195V78L196 77H200V74H194ZM212 76H214V75H212ZM241 76H244V77H246L244 80H240V81H242L241 83H243V85H241V83L238 85V83L240 82V81H238L240 78H241ZM31 77V76H30ZM44 77V76H43ZM116 77H118V76H116ZM151 77V76H150ZM149 77V78H150ZM172 77V76H171ZM204 77V76H203ZM207 77H209V78H206V77H204L205 79H207V81L209 80V79H211V76L209 75V76H207ZM71 78H73L70 82H68L69 83V85H70V83L73 81V83L76 81V80H74V77L72 76ZM81 78V77H80ZM85 79H86V77H84ZM124 78V77H123ZM130 78V77H129ZM129 78L127 79V77L122 81V82H117V81H114L115 82V84L116 85H107V87L109 86V88L111 89V93H112V95H115V96H113V97H110V98H106L107 100L104 102V104H103V106H108V108H107V112L105 113V111H103V109H101V110H98L97 111V108H96V111L94 110L95 108L94 107H96V106H101L102 104H99L97 101H93V102H90L91 101V99H90V101H89V97L87 96L86 97V99L87 100H84V103L80 106V107H78L77 108V110L76 111H74V112H72L73 111V109H72V111H71V113L69 112V114H67V115H64V118H63V121L65 122V127H63V129H69V130H71V134L70 135H75V133H76V131H78L79 132V134L82 132V135L84 136V137H86V139H88V138H90V137H92L93 136V134L94 133H96L97 132V128H98V126H101V125H99V123H96L98 120H100L101 119V117L103 116V117H107L108 116V112H109V110H111L112 111V109H114V108H120L122 105H124L125 106V108H128V109H126L125 111H124V113H123V116L122 117H124V120H123V123H126L128 120H130V119H134L135 121H137L138 122V125L137 126H133V125H131V124H128V129L131 131V132H134V131H140L141 129H140V127H139V125H140V123L141 122H146L149 118H151L152 116L149 114V112H145L144 110V108H148V109H150L153 105L154 106H157V105H161L162 103L164 104V106H159V110H162V109H164V108H168V107H173L174 109L175 108H177L176 106H180V103L179 102H181L180 100L178 101V103H175L176 102V100H178L179 98H181V95H182V92H180V91H178V88L180 87V85L183 83V79H185V78H182V79H180V78H176L175 77V79L173 80L174 81V87H173V89H171V88H168V84L166 85V82H161L162 83V85H165L166 86V89L165 90H163V91H160L162 94L164 93V94H166V95H168L169 97H171V95L172 94H174L175 96H173V97H171V100H164L163 99V102L160 104V98H158L157 99V101L159 100V103L158 102H153V101H148L151 97L152 98H154V97H156L157 98V93H156V95L154 94V96L151 94V96H150V98L148 97V100L146 101V99H145V101H144V97H145V95H146V93L144 94V96H143V100L141 101V100H138L137 102H139V103H137L140 107H142L143 109H138V108H134L135 106H134V104L132 105V104H130V105H132V106H127V103H129L130 101H131V99H134V96H136L137 95V93L140 91V90H138V91H130L129 90V88L130 87H132V84H133V82H127V80H129ZM137 78H139L138 76H137ZM144 78V77H143ZM142 78V79H143ZM153 78V77H152ZM157 78H158V76H157ZM190 78H192V80L194 79V77H192V76H190ZM200 78H202V77H200ZM199 78V79H200ZM203 78V79H204ZM219 78V77H218ZM225 78V77H224ZM44 79V78H43ZM49 79V80H48ZM75 79H76V77H75ZM82 79V78H81ZM113 79H114V77H113ZM188 79V78H187ZM199 79H197L196 78V80H199ZM201 80L202 81V84H204V85H202V86H204L205 87V83L206 84H210L211 82H210V80L208 81V83H207V81L206 80ZM214 79V78H213ZM42 80V79H41ZM70 79H68V81H69ZM104 80V79H103ZM118 80V79H117ZM148 80V79H147ZM150 80V79H149ZM148 80V81H149ZM153 80V79H152ZM160 81H161V79H159ZM158 80V81H159ZM189 80H191V79H189ZM186 81L187 83H190L189 85H192V82L193 81ZM199 80V81H200ZM78 81H80V79L78 80ZM78 81H76V82H78ZM89 81V77H88V79H86V82H88ZM162 81H164V80H162ZM169 81V80H168ZM53 82V83H52ZM81 82V81H80ZM82 82H85V81H82ZM91 82V81H90ZM138 82V81H137ZM140 82V81H139ZM138 82V83H139ZM156 82V81H155ZM195 82V81H194ZM210 82V83H209ZM213 82V81H212ZM47 83V84H46ZM67 83V82H66ZM73 83H71L74 87H75V85L77 84H73ZM79 83V82H78ZM173 83V82H172ZM200 83V82H199ZM214 83V82H213ZM262 83V84H261ZM114 84V83H113ZM127 86H126V85ZM186 84V83H185ZM212 84V83H211ZM257 84H259V86H257ZM26 85V84H25ZM149 85V84H148ZM170 85V84H169ZM188 85V84H187ZM186 85V86H187ZM212 85V86H213ZM237 85L239 86V87H241L242 86V88H245V89H243L242 91H240V93L242 94V96L241 95H239L240 97H236L237 96V94H235V93H226V92H224V91H221L219 88H225L226 86L227 87H230L231 89H237L236 87H237ZM241 85V86H240ZM82 86H83V84H82ZM91 86L92 85H90V84H87L86 86H85V88H86V90H89L90 88H91ZM134 86V85H133ZM184 86V85H183ZM200 86V85H199ZM211 86V85H210ZM211 86V87H212ZM25 87V86H24ZM74 87H72V86H70V88L73 90V89H75V88H77V86L74 88ZM101 87V86H100ZM102 87H103V85H102ZM141 87V86H140ZM158 87V86H157ZM156 87V88H157ZM203 87V88H204ZM20 88V87H19ZM54 88V87H53ZM149 88V87H148ZM154 88V87H153ZM165 88V87H164ZM183 88V87H182ZM186 87H184V89H185ZM4 89H7V87H5V88H3V90ZM9 89H13V88H8L7 90H9ZM25 89V88H24ZM151 89H152V87H151ZM208 89H210V87L208 88ZM230 89V90H231ZM7 90H5V91H3L4 93H6L7 92ZM14 90V89H13ZM15 90H16V87H15ZM61 90V89H60ZM186 90V89H185ZM184 90V91H185ZM192 90H193V88H192ZM192 90H190L191 92H193ZM199 90H201L199 87H198V92H199ZM9 91H11V90H9ZM74 91H77V89H75ZM104 91H106V90H104ZM151 91V90H150ZM153 91V90H152ZM151 91V92H152ZM154 91H158V90H154ZM183 91V90H182ZM203 91H204V89H203ZM206 91H208V90H206ZM209 91V92H210ZM2 92V93H3ZM90 92V91H89ZM107 92V91H106ZM140 92H142V91H140ZM3 93V94H4ZM9 93V92H8ZM8 93H6V94H8ZM50 93V92H49ZM52 93V92H51ZM150 93V92H149ZM190 93V92H189ZM200 93V92H199ZM205 93V92H204ZM238 94H240L239 92H237ZM1 94V93H0ZM102 94H106V93H102ZM161 94V95H162ZM188 94V93H187ZM101 95V94H100ZM139 95H140V93H139ZM165 95V96H166ZM178 95V96H177ZM184 96L186 95V93L185 94H183ZM202 95V94H201ZM205 95V94H204ZM234 95H236L235 97H233ZM23 96V97H24ZM93 96V95H92ZM109 96V95H108ZM147 96H148V94H147ZM163 96V95H162ZM164 96V97H165ZM194 96V95H193ZM2 96L0 95V109H1V107H3V108H5L6 109V112H10L9 110H10V108H9V106L10 105H7L6 103H4L5 105H3L2 103L4 102L3 100L4 99H6V98H4L3 100H2V98H1ZM116 97H126L127 99H125V101L123 102V104L122 103H119L117 100H116ZM167 97V96H166ZM165 97V98H166ZM183 97V96H182ZM256 97H259V99H256ZM136 98V97H135ZM141 98V97H140ZM147 98V97H146ZM186 98V97H185ZM193 98V97H192ZM195 98H196V96H195ZM83 99V98H82ZM81 99V100H82ZM139 99V98H138ZM187 99V98H186ZM116 100V101H115ZM152 100V99H151ZM154 100H156V99H154ZM190 99H189V97H188V101H189ZM194 100V99H193ZM135 101V100H134ZM141 101V102H140ZM185 101V100H184ZM196 101V100H195ZM204 101V100H203ZM205 101H204V103H205ZM111 102H112V106L111 105H109V103L111 104ZM186 102V101H185ZM193 102V101H192ZM197 102V101H196ZM226 103L227 105H225L224 103ZM13 103V104H12ZM182 103V102H181ZM188 104H187V107H188V105H189V102H187ZM198 103V102H197ZM33 104H36L35 106H33ZM80 104V103H79ZM191 104H193L194 105V103H191ZM190 104V106H192V107H195V106H193V105H191ZM199 104V103H198ZM197 104V105H198ZM211 104V103H210ZM221 104V105H220ZM258 104V105H259ZM218 105H220V106H218ZM244 105V106H243ZM199 106V105H198ZM256 106H257V104H256ZM24 107H26V108H24ZM76 107V106H75ZM102 107V106H101ZM186 107V108H187ZM191 107V108H192ZM94 108V109H93ZM103 108V107H102ZM172 108V109H173ZM179 108V107H178ZM189 108V107H188ZM196 108H197V106H196ZM214 108H217L216 110L217 111H215V112H213V111H211L212 109L214 110ZM25 109H27V111L25 110ZM76 109V108H75ZM169 109V108H168ZM184 109V108H183ZM197 109H199V107L197 108ZM197 109H195L194 111H191V113H190V116H188V118L187 117H183V115L182 116H180V117H183V119L184 118H186L187 120L185 121V123H184V121H180V125H179V127L182 125V128L184 127L183 126V124L184 125H186L187 123H190V120H192L191 118H189V117H194L195 115V111H198ZM155 110V109H154ZM176 110H178V109H176ZM192 110V109H191ZM203 109H201V111H202ZM13 111V110H12ZM156 111H158V110H156ZM171 111V110H170ZM179 111V110H178ZM190 111V110H189ZM208 111V112H207ZM248 111H251V110H248ZM13 112V113H14ZM138 112H141V114H140V116L139 117H136L135 115L138 113ZM188 112V111H187ZM186 112V113H187ZM12 113V114H13ZM156 113V112H155ZM154 113V114H155ZM159 113V112H158ZM176 113H178V112H176ZM179 113H183L182 111H180ZM247 113V112H246ZM259 113H261V112H259ZM116 114V113H115ZM112 115V114H111ZM117 115H119L118 113H117ZM153 115V114H152ZM158 115V114H157ZM156 115V118H160L159 120L160 121H163L164 120V114H161L160 115V117L159 116H157ZM180 115V114H179ZM187 115H189V114H187ZM19 117V118H16L14 121H12L13 123L15 122V123H18V122H20V120L22 121V119L24 118H22V117ZM110 116V115H109ZM120 117H121V114L119 115ZM126 116V117H125ZM135 116V117H134ZM153 116H155V115H153ZM177 116V115H176ZM119 117V118H120ZM166 117V116H165ZM170 117V116H169ZM198 117V116H197ZM197 117H195V119L197 118ZM230 117L232 118V116L230 115ZM229 117V118H230ZM242 117H243V115H242ZM111 118V117H110ZM153 118V117H152ZM234 118V117H233ZM249 118H250V115H249ZM41 119V118H40ZM108 119V118H107ZM166 119V118H165ZM180 119V118H179ZM182 119V118H181ZM204 119V120H203ZM251 119V118H250ZM117 120V122H119L120 120L117 118L116 119ZM176 120V119H175ZM236 120H237V118H236ZM204 121H206V122H204ZM229 121V123H230V121H231V119L230 120H228ZM233 121V120H232ZM231 121V122H232ZM11 122V120L9 121V122H6L5 124H8V123H10ZM27 122L30 124L29 126H30V128L32 127V128H35V127H37V126H39L40 125V123L39 122H35L34 120L32 121V120H27ZM110 122V121H109ZM227 122V121H226ZM234 122V121H233ZM232 122V123H233ZM258 122V121H257ZM251 123H252V121H251ZM105 124V126H106V123H104ZM155 124H157V123H155ZM169 124V122H163V124H159L157 127H159V129L161 130L160 132H158V134H157V138H160L161 140H160V142L157 144H155V145H153V147L154 148H158V145H161V147H165V148H168L169 146H170V143L173 141H175V143H176V145L174 146V147H177L178 148V146H183V147H185V145L183 144L184 142L183 141H185V142H187L188 140L190 141L191 140V138L193 137V136H189L188 134H191L192 135V133H186L187 131H185L184 133H182V132H179V131H177L173 126H169L168 125ZM227 124V123H226ZM244 123H242V124H239L238 123V125H237V127L236 128H241L242 130H240V132L238 133V135H240V137H238V138H241L242 140H241V142L242 141H244V143L243 144H240V142H239V144L242 146V145H244V144H246V145H248L247 147V154L251 157L250 159L252 160V156L253 155H256L257 153H258V151H260L261 149H264V122H258V123H253V124H250L249 125V127H247V126H244L243 125ZM249 124V123H248ZM150 125V124H149ZM154 125V124H153ZM190 125V124H189ZM188 125V126H189ZM229 125V124H228ZM227 125V126H228ZM235 125V124H234ZM247 125V124H246ZM105 126L103 125V126H101L102 128H105ZM141 126V125H140ZM107 127V126H106ZM187 127V126H186ZM225 127H226V125H225ZM229 127H232V124H231V126H228V130H230L231 131V129L229 128ZM233 127H235V126H233ZM232 127V128H233ZM247 127V128H246ZM100 128V127H99ZM205 128V129H206ZM224 128V127H223ZM235 128V129H236ZM239 128V129H240ZM60 129H62V128H60ZM142 129H144V127H142ZM147 129V128H146ZM178 129V128H177ZM181 129V128H180ZM189 129V128H188ZM226 129V130H227ZM237 130V129H236ZM236 130H234L233 129V131L234 132H236ZM246 130V131H245ZM9 131V129H2V128H0V142L1 141H3V140H6L7 138H5L6 137V133ZM62 131V130H61ZM60 131V132H61ZM159 131V130H158ZM229 131V132H230ZM245 131V132H244ZM98 132H100V131H98ZM102 132V131H101ZM130 132V133H131ZM228 132V131H227ZM228 132V133H229ZM63 133V132H62ZM62 133H61V136H62ZM103 133V132H102ZM102 133H101V135H102ZM228 133L226 134V136H228ZM64 134V133H63ZM104 134V133H103ZM123 134V133H122ZM121 134V135H122ZM133 134H135V133H133ZM143 134V133H142ZM78 135V134H77ZM104 135H108V134H104ZM117 135H119V133L117 134ZM120 135V136H121ZM197 135V134H196ZM48 136V135H47ZM57 136H59L58 134H57ZM56 136V137H57ZM97 136V135H96ZM95 136V137H96ZM135 136H137V135H135ZM180 136V138H178ZM204 136V137H205ZM231 136V135H230ZM109 137V136H108ZM212 137V138H213ZM224 137V136H223ZM68 138V137H67ZM66 137L65 138H62V140H65V139H67ZM137 138H141V136H137ZM194 138V137H193ZM95 139V138H94ZM114 139V137H112V140ZM144 139V138H143ZM206 139H207V137H206ZM232 139H233V137H232ZM11 140V139H10ZM76 140V139H75ZM97 140V139H96ZM122 140V139H121ZM141 140V139H140ZM139 140V141H140ZM145 140V139H144ZM202 140H204V138L202 137H198V138H195V140H194V145H195V143L197 144L196 145V149H194V148H192V147H190V146H188L187 147V149H191V150H186V147H185V150H184V148H181V149H177V151L178 152H181L183 155H181V157L182 158H184L185 157V160H187V157L189 156V155H193L194 154V152L197 150L198 151V148L200 147V146H204V145H201L202 144ZM238 140V139H237ZM14 141V140H13ZM81 140L80 139H77L75 142H71L72 143V148H75L76 149V151H78L79 150V153H80V151H84L83 153H84V155H85V161H88L89 162V159L91 158H93V159H95V158H101V156H99V157H96V156H94L93 155V157H92V153L93 152H95V151H97V152H100L101 150H100V147L98 146V145H94V144H90V145H88L89 147V149H86V145L84 146V145H81V147H79L78 148V146L80 145V144H78L79 142H80ZM91 141V140H90ZM99 141L100 142H102V143H105L106 142V140L103 138V137H100L99 138ZM98 141V142H99ZM116 141H120V138H118L117 136H116ZM188 141V142H189ZM219 142H221V140H218ZM7 142V141H6ZM6 142H4V143H6ZM96 142V141H95ZM115 142V141H114ZM114 142H112L113 144H114ZM123 141H121V143H122ZM131 142V141H130ZM134 142V141H133ZM156 142V141H155ZM210 143H211V141H209ZM214 142V141H213ZM226 142H227V140H226ZM4 143L2 144V143H0V146H2V145H4ZM70 143V144H71ZM190 143V142H189ZM215 143V142H214ZM7 144V143H6ZM106 144V143H105ZM107 144H109V142L107 141ZM129 144V143H128ZM163 144V145H162ZM217 144H218V142H217ZM219 144H222V143H219ZM223 144H226L225 143V141L223 142ZM222 144V145H223ZM230 144V143H229ZM239 144H238V146H239ZM115 145V144H114ZM119 145V144H118ZM206 145V144H205ZM221 145V146H222ZM228 145V144H227ZM234 145V144H233ZM246 145H244L245 147H246ZM49 146H51V143H50V145ZM52 146L54 147V148H56V150L57 151H59V149H58V147L57 146H59V143L57 142H55L54 144H52ZM103 146H104V144H103ZM122 146V145H121ZM120 146V147H121ZM230 146V145H229ZM235 146V145H234ZM3 147V146H2ZM113 147V146H112ZM212 147V146H211ZM211 147H209V148H211ZM217 147V146H216ZM218 147H219V145H218ZM223 147H225V146H223ZM228 147V146H227ZM231 147V146H230ZM153 148V149H154ZM213 149H214V146L212 147ZM221 148V147H220ZM219 148V149H220ZM233 149H236L237 148V146H236V148L235 147H232ZM113 149V148H112ZM111 148H110V150H109V152L112 150ZM116 149V148H115ZM162 149V148H161ZM164 149V148H163ZM202 149V148H201ZM212 149V150H213ZM219 149H217L216 151H218ZM232 149V150H233ZM67 150V149H66ZM124 150V149H123ZM126 150V149H125ZM215 150V149H214ZM220 150H222V148L220 149ZM219 150V152H221ZM60 151H61V149H60ZM222 151H224V150H222ZM245 151V150H244ZM62 152V151H61ZM125 152V151H124ZM127 152V151H126ZM147 152V151H146ZM208 152H211V151H203V152H201V155H198L199 154V151H198V156H197V158H195L196 160L195 161H192V162H190V163H188V165H185L184 164V161H182V162H179V161H177V160H179V159H171L170 158V160H172V162L170 161V162H168V163H166V165L164 166L165 168L164 169H167V170H169L170 168H171V166H173V165H175V167L172 169V173H169L167 170L165 171V170H162L161 168H158V167H156L155 168V170H156V172H157V174L158 173H169L168 174V176H166L167 174H164L163 175V177L165 178V179H171L172 181L173 180H177V179H180V177H178V176H174L173 175V172L174 171H176L177 173H179L180 172V176H181V178L183 177V176H186L187 177V175L188 176H192L191 174H194L193 172H198V171H200V170H202L203 168H204V166H207V165H204V156H206V155H208L207 153ZM213 152V151H212ZM211 152V153H212ZM214 153L212 156L210 155V157L207 159V160H205V161H208V163L211 165V167L213 168L214 167V165H216V164H218L219 162H221V161H225V160H227V158H224L223 156H220V158H222L223 157V160H221L220 158H217V160H215V158L216 157H218L217 156V154H220V153ZM225 152V151H224ZM231 152V151H230ZM237 152V151H236ZM235 152V153H236ZM261 152V151H260ZM263 152V151H262ZM68 153V152H67ZM66 153V154H67ZM121 153H123V152H121ZM174 153V152H173ZM62 154H64V152L62 153ZM61 154V155H62ZM175 154V153H174ZM224 154V153H223ZM227 154L229 155V150H228V152H227ZM231 154V153H230ZM261 154H263V153H261ZM83 155V154H82ZM91 155V156H90ZM107 155V154H106ZM237 155V154H236ZM60 156V155H59ZM63 156V155H62ZM243 156V155H242ZM241 156V157H242ZM84 157V156H83ZM106 157V156H105ZM169 157H171V156H169ZM236 157V156H235ZM244 157V156H243ZM247 158H249L248 156H246ZM82 158V157H81ZM104 158V157H103ZM122 158V157H121ZM128 158V157H127ZM237 158H238V156H237ZM258 159V161H259V158H260V156L259 155H257L256 157H254V159ZM16 159V161L18 160L17 158H15ZM60 159V157L58 158V160ZM92 159V160H93ZM119 159V158H118ZM151 159V158H150ZM233 159H235V158H233ZM261 159V158H260ZM20 160V159H19ZM22 160H23V158H22ZM74 160V159H73ZM128 160V159H127ZM130 160V159H129ZM202 161V163H199L198 161ZM240 160V159H239ZM245 160H247V159H245ZM61 161V160H60ZM59 161V162H60ZM64 161V160H63ZM150 161V160H149ZM157 161V160H156ZM162 161V160H161ZM165 161L166 160H164L163 161V163H165ZM252 161H255V160H252ZM7 162V161H6ZM13 162V161H12ZM18 162V161H17ZM73 162V161H72ZM151 162V161H150ZM149 162V164H151ZM237 162V161H236ZM19 163V162H18ZM61 163V162H60ZM63 163V162H62ZM158 163V162H157ZM177 163V164H176ZM245 163H247V162H245ZM253 162H250V163H247L245 166H243V168H245V169H247L246 171H245V173L247 172V171H249L248 169H250V167L252 166L251 164H252ZM263 163V159L261 160V164ZM7 164H8V162H7ZM6 164V165H7ZM23 164V163H22ZM87 164H90V163H87ZM180 164H182V168H181V166L179 167V165ZM238 164V163H237ZM240 164H241V162H240ZM5 165V166H6ZM9 165H10V163H9ZM61 166L63 165V164H60ZM65 165V164H64ZM67 165V164H66ZM85 165V164H84ZM194 165H196L194 168L195 169H191V171H189L188 173H185V170H187V168H189L190 166H194ZM258 165V164H257ZM2 167V169H3V167H4V165H1ZM85 166H87V165H85ZM89 166V165H88ZM94 166V165H93ZM92 166V167H93ZM225 166H227L226 167V169L227 170H229L230 172V174L232 175V173H236V172H238L239 170H238V168H235V169H232L230 166L228 167V165H225ZM262 166V165H261ZM70 167V166H69ZM90 167V166H89ZM155 167V166H154ZM208 170H207V172H209V170L212 172V174H214L213 172L216 170V169H211L210 167H206ZM222 168V167H221ZM256 168V167H255ZM5 169V168H4ZM6 169H7V167H6ZM70 169V168H69ZM89 169H91V167L89 168ZM96 169V168H95ZM219 169V168H218ZM240 169V168H239ZM242 169V168H241ZM253 169V168H252ZM261 169V168H260ZM121 171V170H120ZM217 171V170H216ZM221 171V170H220ZM242 171V170H241ZM244 171V170H243ZM252 171V170H251ZM134 172V171H133ZM111 173V172H110ZM132 173V172H131ZM147 173H150V172H148V170L146 171V173L144 174V175H142V177H146L147 176ZM248 174H251L250 173V171L249 172H247ZM258 173V172H257ZM262 173L264 174V172H263V169H262V172L260 173L261 175H262ZM114 175L113 176H108V175H105V177H103L102 179H100L101 181L100 182H98V186H97V188L99 187V190L102 192V194H100L99 196H100V198H101V200L100 201H98L99 203H102V202H109V201H113V200H115L116 199V201H115V204L113 205V206H111L112 208H114V207H119V206H124V207H126V206H129L130 207V209L131 210H134L135 208V206L137 205V203H139L140 202V200H142V199H140L142 196H138V191H142V189H145V188H147L149 185H150V182H148L147 183V181L144 183L143 181H142V179H141V174H136L134 177H132V178H130L131 180H128V178L127 177H129V175H127L126 176V180H121V182L120 181H118V177L117 176H115V174H117V173H113ZM207 174V173H206ZM230 174H225L226 175V177H228ZM254 174V173H253ZM252 174V175H253ZM85 175V174H84ZM161 175V174H160ZM205 174H203L202 172H199V173H196L195 175H193V180L191 181H188L187 182V180H186V182H182L181 184V186H180V188L183 186L184 188H186V191H187V193L189 194V195H194V199H196V201H197V199H199L200 197L198 196V195H201V196H205V198H208V196L209 197H211V195H205V193L207 194V191H209V190H207L206 189V187H207V181L206 180H208L207 179V177H205L204 176ZM208 176V175H207ZM224 176V175H223ZM223 176L221 175L220 176V178L222 179L223 178ZM233 176V175H232ZM234 176H235V174H234ZM233 176V177H234ZM239 176V175H238ZM238 176H235V177H238ZM254 176H256L255 174H254ZM253 176V177H254ZM263 177H260V176H258V179L257 180H254L255 181V183H256V188H258L260 191L261 190H263L264 189V175H262ZM12 177V176H11ZM111 177V178H110ZM229 178L228 180H227V178L225 179V178H223L224 180H225V182H224V180H223V183H220V182H216V180H215V183L213 182L214 180H213V178H215V177H213V178H211V177H208L213 183L212 184H214L213 186L211 185V187H210V189H212L211 191L215 194H218L219 195V197H218V199H219V202H221L222 203V201H227V200H225V199H223L221 196V194H224V195H229L231 198L232 197H235V194H234V189L235 188H237V186H238V184L239 183H237L236 184V182H240V183H245L243 180H242V182L240 181L241 180V178ZM252 177V178H253ZM206 178V180H204ZM246 178V177H245ZM244 178V179H245ZM7 179V178H6ZM141 179V180H140ZM255 179V178H254ZM113 181H116V182H113ZM125 181H130L129 183H127V182H125ZM138 181H140V182H138ZM185 181V180H184ZM229 181V182H228ZM57 182V181H56ZM206 182V183H205ZM226 182H228L227 184H226ZM217 183V184H216ZM225 183V184H224ZM249 183H253V182H249V181H247L246 182V184H249ZM52 185H53V183H51ZM211 184V183H210ZM209 184V185H210ZM224 184V185H223ZM24 185V184H23ZM43 185V184H42ZM45 185H47L46 183H45ZM56 185H58V183H56ZM97 185V184H96ZM165 185V184H164ZM208 185V186H209ZM225 185H227L228 187H226ZM17 186H19V185H17ZM25 186V185H24ZM24 186H22V187H20V188H23ZM41 186V185H40ZM94 186V185H93ZM47 187H49V185L47 186ZM51 187V186H50ZM50 187L47 189V190H45V188H44V190H43V188L42 187H40L41 189H42V191H41V189L40 190H38V192L39 191H41V193L39 192V194H38V196H36V198H35V200H34V202L32 203V206H31V209H32V211H31V215H32V217L30 218V219H28V223H27V226L28 227H32V226H34V225H36L37 227H38V225L36 224V222H37V220H38V222H39V219H40V217H41V215H44L45 217H46V220L44 221V224H41V225H43V227L42 228H40V232H41V236L40 237H36V238H34V239H22V240H20V242L19 243H24V242H27V243H29V245H28V249H33V250H35L36 252H44V249H46V248H48V247H50V246H53V243H51V242H47V239H53V238H55L56 237V235H54L53 234V231H52V227L56 224V219L57 220H59V222H61V221H63V219H62V217H58V214L61 212V213H63V211H64V208L61 206L62 205V203L61 202H64V201H60V200H62V199H60V200H58L57 199V197L56 196H58L59 194H62L63 192H62V190H61V188L59 189V187H58V189L57 190H59V191H57L56 189H55V186H53L54 187V189L52 188V189H50ZM89 187V186H88ZM179 187V186H178ZM87 188V187H86ZM150 188V187H149ZM194 188V189H193ZM242 188V187H241ZM88 189V188H87ZM86 189V190H87ZM90 189V188H89ZM88 189V190H89ZM120 189V190H119ZM161 189V188H160ZM240 189V188H239ZM61 190V191H60ZM98 190V189H97ZM146 190V189H145ZM157 190H158V188H157ZM189 190V191H188ZM69 191H72V190H70V189H66L65 190V192H69ZM166 191V190H165ZM64 192V193H65ZM158 192V191H157ZM161 192V191H160ZM231 192H232V194H231ZM107 193V194H106ZM163 193H164V191H163ZM212 193V194H213ZM261 193V192H260ZM263 193V192H262ZM57 194V195H56ZM151 194V193H150ZM154 194V193H153ZM196 194H198L197 195V198H195V195ZM188 195V196H189ZM221 195V196H220ZM72 195H68L67 197L68 198H70ZM236 196H238V194H236ZM144 197V196H143ZM145 197H149V196H146L145 195ZM253 197V196H252ZM203 198V197H202ZM215 198V197H214ZM214 198H212V201H213V199ZM240 198V197H239ZM140 199V200H139ZM179 199H180V197H179ZM194 199H193V201H194ZM217 199V198H216ZM216 199H214L215 201H216ZM70 200V199H69ZM128 200H132V203H130V202H128ZM145 200V199H144ZM144 200H142V203H143V201ZM200 200H203V199H200ZM205 200H207V199H205ZM204 200V201H205ZM71 201V200H70ZM78 201V200H77ZM139 201V202H138ZM178 201V200H177ZM180 201V200H179ZM178 201V202H179ZM192 201V200H191ZM211 202V198H209V200H208V202ZM230 201V200H229ZM76 202V201H75ZM145 202V201H144ZM153 203L154 205H155V203H157V201L156 200H151L150 201V203ZM161 202V201H160ZM181 202V201H180ZM179 202V203H180ZM198 202V201H197ZM248 202V201H247ZM66 203H70V202H66ZM183 203V202H182ZM185 203V202H184ZM183 203V204H184ZM199 203V202H198ZM197 203V204H198ZM206 203V202H205ZM225 203H227V202H225ZM243 203V202H242ZM71 204H73V202H71ZM162 204V203H161ZM160 204V205H161ZM181 204V203H180ZM180 204H178V208H180ZM186 204V203H185ZM200 204V203H199ZM212 204V203H211ZM211 204H207L206 203V210H205V212L207 213V214H215L216 213V211H214L213 212V208H212V206H214V205H212V206H210ZM215 204V203H214ZM140 205V204H139ZM159 205V206H160ZM163 205V204H162ZM161 205V206H162ZM203 205V204H202ZM218 204H216V206H217ZM240 205V204H239ZM76 206V205H75ZM147 206V205H146ZM160 206V207H161ZM183 206H185V205H183ZM200 206V205H199ZM160 207H156V209L155 210H159L158 208H160ZM182 207V206H181ZM190 207V206H189ZM89 208H90V206H89ZM198 208H200V207H198ZM198 208H196V204H195V202H193L192 203V208L190 209L191 211H189V210H186V211H178L174 216H168V217H170V218H168L169 220H167V222L165 223V224H163V223H161V224H156V226H160V225H162V226H164V230L163 229H161V232H164V231H166V232H169V235H168V237L170 236V238L169 239H175V234H176V232L178 233H180L183 237L181 238V242L182 243H185V241L187 240V235H190V234H193V235H202V233H198L197 231L198 230H200L201 228H206V226H208V225H211V223H214V222H212L211 221V223L208 221V222H206V220L203 222V223H197L196 222V220L198 219L199 220V218H200V214H202V212H200V210H201V208H200V210H199V212H198ZM66 209H67V206H66ZM75 210H76V208H74ZM73 208H71V210L70 211H73L74 210ZM78 209L79 210H85L86 209V205L84 204V205H79L78 206ZM101 209H103V208H101ZM141 209V211H142V213H144L145 211H147V210H149V208L147 207V208H145V210H144V207L142 208H140ZM162 210H163V207H162ZM204 210V209H203ZM214 210H215V208H214ZM217 210V209H216ZM160 211V210H159ZM218 211V210H217ZM148 212V211H147ZM156 212V211H155ZM158 213V212H157ZM156 213V214H157ZM199 213V214H198ZM218 213V212H217ZM125 215L127 214V216L129 215L128 214V211H126L125 213H124ZM150 214V213H149ZM87 215V214H86ZM142 215V214H141ZM94 216H96V213H95V215ZM93 216V217H94ZM100 216V215H99ZM158 216H160V215H158ZM158 216H155L156 218L158 217ZM92 217V216H91ZM131 217V216H130ZM87 218H89V217H87ZM141 218H143V217H141ZM160 218V217H159ZM167 218V217H166ZM233 218V217H232ZM41 219H42V217H41ZM131 219V218H130ZM130 219H128V220H125V222H127V221H129ZM145 219V218H144ZM152 219V218H151ZM88 220V219H87ZM147 220V219H146ZM155 220H157V219H154V221ZM202 220V219H201ZM224 220V219H223ZM160 221V220H159ZM37 222V223H38ZM118 221H116L115 222V220H112V222H110V221H108V220H106V219H104V220H102L101 222H95L94 223V225H92V226H90L91 224V222L89 223V226H90V229H93V237L91 238V240H90V243L91 242H95V241H97V240H101L100 238H97V236L102 232V231H104L105 229H107V228H111V226L113 225V223L115 224V223H117ZM121 222V221H120ZM141 223H142V221H141ZM143 223H145V220L143 221ZM154 223V222H153ZM209 223V224H208ZM138 224V223H137ZM215 224V223H214ZM68 226H71V225H69L68 224ZM79 225H76V228L78 227ZM116 226H117V224H116ZM132 227H134V225H131ZM161 226V227H162ZM35 227V226H34ZM79 228V227H78ZM82 228V227H81ZM102 228H104V229H102ZM67 229V228H66ZM69 229V228H68ZM67 229V230H68ZM83 229V228H82ZM177 229V230H176ZM208 230V229H207ZM79 231H81L80 230V228H79ZM141 231V230H140ZM82 232V231H81ZM143 232V231H142ZM257 232H258V237H263L262 239H264V222L258 227V229H257ZM36 233V232H35ZM156 233V232H155ZM192 235V236H193ZM203 236V235H202ZM161 237V236H160ZM194 237V236H193ZM17 238H20L19 236H17ZM16 238V239H17ZM16 239H13V240H16ZM146 239V241H147V239H148V241L150 240V241H152L153 239H152V237L151 236H149V237H147V238H145ZM164 239V238H163ZM178 239V238H177ZM194 240V239H193ZM12 241V240H11ZM10 241V242H11ZM124 241V240H123ZM3 242L5 243L3 246H7L8 245V243H7V240H3ZM9 242V244H10V246L11 245H13V244H11ZM7 243V244H6ZM155 243V242H154ZM156 243L157 244H163L164 246H166V240L164 241V240H162V239H160V240H158V241H156ZM192 243V242H191ZM121 244H123V243H121ZM140 244V243H139ZM264 244V243H263ZM56 247H58L57 246V244H54ZM141 245V244H140ZM153 245V244H152ZM151 245V246H152ZM96 246V245H95ZM95 246H91V247H87V251H91L92 249H94V247ZM142 246V245H141ZM140 246V247H141ZM134 247V246H133ZM131 248V253L130 252H128V255H127V258H130V262H125L124 261V259H123V257H124V255H126V254H122L123 255V257H122V255H118V256H115L114 254H101L100 253V255H99V259H102V260H104L105 261V264H135L138 260H142V262H145L146 260H153V261H157V262H161L162 264H172V262L170 261V260H168V258L170 257V256H172V254H174L175 256H176V262H179L180 264H189L188 263V260L193 256V258H197V260L199 259H201L202 257H203V255H202V253H203V251H200V250H197V248H192V249H195L196 251H194L193 253H186L185 252V254H181V252H180V254L179 253H176L175 254V252H168V250L170 251V249L171 248H167V247H165V248H162V249H160L161 250V252L159 253V254H155L154 253V251H155V247L154 248H151L150 250H143L142 248H140V249H137L136 247H134V248H136V250L134 249V248ZM143 247V246H142ZM170 247V246H169ZM179 247V246H178ZM182 247V246H181ZM180 247V248H181ZM185 247V246H184ZM184 247H182V248H184ZM189 249L191 248V247H189V245L187 246ZM199 248V247H198ZM132 249H134V251L132 250ZM142 249V250H141ZM145 249H146V247H145ZM158 249V248H157ZM186 251V250H185ZM263 256H262V259L259 261V262H255L254 264H264V248H263ZM184 252V251H183ZM31 254H33V255H35L34 253H31ZM145 255V256H144ZM173 255V256H174ZM135 256H138V259H136V258H134ZM226 256H228V254L226 255ZM34 257H36V256H34ZM92 258L93 257H91V260H92ZM257 257H253L252 259L253 260H255ZM94 259H95V257H94ZM30 261L31 260H27V261H23V260H20V259H18V263H15V264H29L30 263ZM200 262V261H199ZM41 264H44V263H41ZM46 264V263H45ZM192 264V263H191Z\"/></svg>",
    "mask_w": 264,
    "mask_h": 264
}]
</instances>
